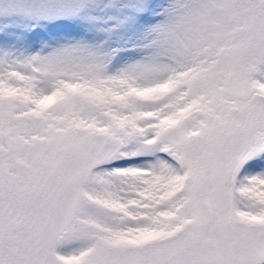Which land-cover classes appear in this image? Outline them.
I'll return each mask as SVG.
<instances>
[{
    "label": "snow or ice",
    "instance_id": "6c2138e0",
    "mask_svg": "<svg viewBox=\"0 0 264 264\" xmlns=\"http://www.w3.org/2000/svg\"><path fill=\"white\" fill-rule=\"evenodd\" d=\"M0 264H264V0H0Z\"/></svg>",
    "mask_w": 264,
    "mask_h": 264
}]
</instances>
